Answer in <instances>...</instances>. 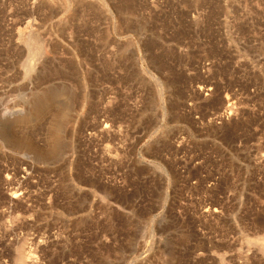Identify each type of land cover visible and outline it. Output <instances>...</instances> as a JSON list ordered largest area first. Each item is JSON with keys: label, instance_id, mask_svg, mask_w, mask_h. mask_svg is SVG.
Segmentation results:
<instances>
[{"label": "rangeland", "instance_id": "obj_1", "mask_svg": "<svg viewBox=\"0 0 264 264\" xmlns=\"http://www.w3.org/2000/svg\"><path fill=\"white\" fill-rule=\"evenodd\" d=\"M263 249L264 0H0V264Z\"/></svg>", "mask_w": 264, "mask_h": 264}, {"label": "built area", "instance_id": "obj_2", "mask_svg": "<svg viewBox=\"0 0 264 264\" xmlns=\"http://www.w3.org/2000/svg\"><path fill=\"white\" fill-rule=\"evenodd\" d=\"M233 108L231 105H227L225 109L214 118V122L217 125H220V123L226 122L229 118H231V115L233 113Z\"/></svg>", "mask_w": 264, "mask_h": 264}, {"label": "bare ground", "instance_id": "obj_3", "mask_svg": "<svg viewBox=\"0 0 264 264\" xmlns=\"http://www.w3.org/2000/svg\"><path fill=\"white\" fill-rule=\"evenodd\" d=\"M33 53H34V52H33ZM30 67H32V66H30ZM54 139H58V136L56 135V136L54 137ZM28 143H29V142H28ZM28 143H27V144H28ZM30 144H31V143H30ZM32 145H33V144H32ZM56 145H57V144L54 143V146L52 147V149L54 148V150H55ZM263 250H264V249H263ZM22 259H23L22 256H20L19 259H18V263H19V264H22Z\"/></svg>", "mask_w": 264, "mask_h": 264}]
</instances>
